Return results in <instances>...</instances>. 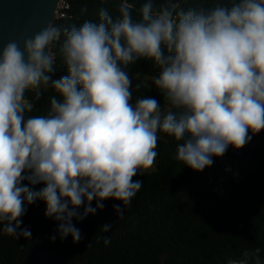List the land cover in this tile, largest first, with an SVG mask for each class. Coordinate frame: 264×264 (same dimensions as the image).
<instances>
[{
  "label": "clouds",
  "instance_id": "obj_1",
  "mask_svg": "<svg viewBox=\"0 0 264 264\" xmlns=\"http://www.w3.org/2000/svg\"><path fill=\"white\" fill-rule=\"evenodd\" d=\"M185 3L145 0L137 9L119 0L115 14L101 7L94 21H50L22 46L3 45L0 233L29 239L21 217L41 200L59 239L78 243L73 219L95 214L104 201L122 202L114 210L123 218L143 184L133 178L155 166L161 133L178 142V162L201 172L264 130V0ZM58 56L64 71L57 77ZM140 60L159 69L152 83L166 110L153 97L133 101L127 68ZM48 90L54 95L46 114L27 115ZM24 181L44 187L33 191ZM97 239L112 243L110 236ZM260 251L245 250L243 260L229 264H261Z\"/></svg>",
  "mask_w": 264,
  "mask_h": 264
},
{
  "label": "trees",
  "instance_id": "obj_2",
  "mask_svg": "<svg viewBox=\"0 0 264 264\" xmlns=\"http://www.w3.org/2000/svg\"><path fill=\"white\" fill-rule=\"evenodd\" d=\"M129 2L138 9L145 0ZM231 2L186 0L185 6H230ZM118 3L119 0H70V17L53 23L94 21L99 8L115 14ZM84 8L86 12H82ZM55 67V76L63 74L59 56ZM127 71L133 78V101L153 97L166 110L167 104L152 83L159 72L153 62L137 61ZM136 83L141 84L139 90L135 89ZM52 95L51 90L44 92L39 101H33L34 109L27 115L46 114ZM32 96L31 92L27 94L30 100ZM177 143L160 134L154 169L133 178L143 184L123 209L122 219L114 210V205L122 206V202L113 199L104 201L103 209L82 221L73 219L82 236L78 243L74 244L71 236L59 239L58 224L45 216L43 201L26 205L21 228L29 229L31 237L16 239L0 233V264H229L243 260V251L255 248H260L264 264V130L252 136L242 149L229 146L222 157H213L212 166L201 172L175 159ZM220 176L225 179L215 190ZM23 183L33 191L44 187ZM92 206H96L95 200ZM79 211L83 213V206ZM105 224L111 225L108 232L102 231ZM53 235L57 236L54 242ZM104 236L112 239L107 247L103 239H97ZM248 264L255 261L249 259Z\"/></svg>",
  "mask_w": 264,
  "mask_h": 264
},
{
  "label": "water",
  "instance_id": "obj_3",
  "mask_svg": "<svg viewBox=\"0 0 264 264\" xmlns=\"http://www.w3.org/2000/svg\"><path fill=\"white\" fill-rule=\"evenodd\" d=\"M60 0H0V49L9 40L20 42L52 22Z\"/></svg>",
  "mask_w": 264,
  "mask_h": 264
},
{
  "label": "built area",
  "instance_id": "obj_4",
  "mask_svg": "<svg viewBox=\"0 0 264 264\" xmlns=\"http://www.w3.org/2000/svg\"><path fill=\"white\" fill-rule=\"evenodd\" d=\"M70 0H60L58 2V5H57V9L54 13V17H53V20L52 22H58L60 20H64V19H67L70 17ZM224 177L223 176H220L218 179H217V186L215 188V190H219L220 189V185L221 183L224 181Z\"/></svg>",
  "mask_w": 264,
  "mask_h": 264
},
{
  "label": "rangeland",
  "instance_id": "obj_5",
  "mask_svg": "<svg viewBox=\"0 0 264 264\" xmlns=\"http://www.w3.org/2000/svg\"><path fill=\"white\" fill-rule=\"evenodd\" d=\"M154 168L150 169L149 171L153 170Z\"/></svg>",
  "mask_w": 264,
  "mask_h": 264
}]
</instances>
